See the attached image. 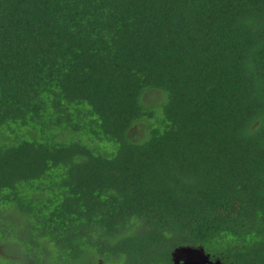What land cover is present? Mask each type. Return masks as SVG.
Listing matches in <instances>:
<instances>
[{
  "label": "trees",
  "instance_id": "16d2710c",
  "mask_svg": "<svg viewBox=\"0 0 264 264\" xmlns=\"http://www.w3.org/2000/svg\"><path fill=\"white\" fill-rule=\"evenodd\" d=\"M264 264V0H0V264Z\"/></svg>",
  "mask_w": 264,
  "mask_h": 264
},
{
  "label": "water",
  "instance_id": "95a60500",
  "mask_svg": "<svg viewBox=\"0 0 264 264\" xmlns=\"http://www.w3.org/2000/svg\"><path fill=\"white\" fill-rule=\"evenodd\" d=\"M172 264H220L218 261H211L203 249L179 248L173 253Z\"/></svg>",
  "mask_w": 264,
  "mask_h": 264
},
{
  "label": "rangeland",
  "instance_id": "374dc122",
  "mask_svg": "<svg viewBox=\"0 0 264 264\" xmlns=\"http://www.w3.org/2000/svg\"><path fill=\"white\" fill-rule=\"evenodd\" d=\"M196 249H199V248H196Z\"/></svg>",
  "mask_w": 264,
  "mask_h": 264
}]
</instances>
